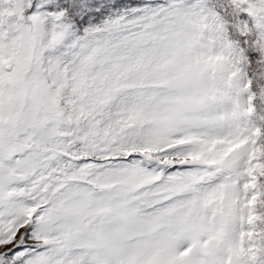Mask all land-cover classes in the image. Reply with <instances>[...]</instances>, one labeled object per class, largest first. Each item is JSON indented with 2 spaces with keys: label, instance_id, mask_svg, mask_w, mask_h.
Here are the masks:
<instances>
[{
  "label": "snow or ice",
  "instance_id": "obj_1",
  "mask_svg": "<svg viewBox=\"0 0 264 264\" xmlns=\"http://www.w3.org/2000/svg\"><path fill=\"white\" fill-rule=\"evenodd\" d=\"M0 264H264V0H0Z\"/></svg>",
  "mask_w": 264,
  "mask_h": 264
}]
</instances>
